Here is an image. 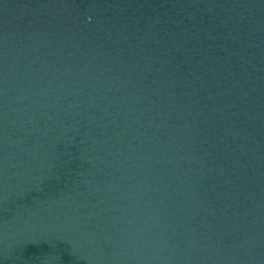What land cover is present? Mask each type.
I'll return each mask as SVG.
<instances>
[{
    "label": "water",
    "instance_id": "water-1",
    "mask_svg": "<svg viewBox=\"0 0 264 264\" xmlns=\"http://www.w3.org/2000/svg\"><path fill=\"white\" fill-rule=\"evenodd\" d=\"M0 264H264V0H0Z\"/></svg>",
    "mask_w": 264,
    "mask_h": 264
}]
</instances>
